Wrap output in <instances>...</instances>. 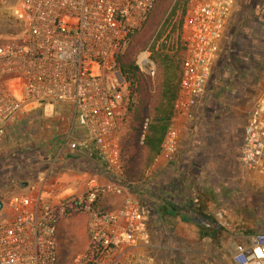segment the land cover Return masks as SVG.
Wrapping results in <instances>:
<instances>
[{
	"label": "built area",
	"instance_id": "1",
	"mask_svg": "<svg viewBox=\"0 0 264 264\" xmlns=\"http://www.w3.org/2000/svg\"><path fill=\"white\" fill-rule=\"evenodd\" d=\"M155 2L2 1L0 140L25 110L61 106L67 121L49 159L52 163L71 158L95 161L108 181L90 180L83 191L56 201L30 193L3 200L0 264H156L153 252L169 247L162 240L158 246L153 244L150 210L133 193V181L125 180L121 146V129L138 95L119 60ZM236 2L186 0L183 35L179 33L185 44L179 88L159 157L168 160L178 151L179 118L204 93ZM179 34L175 31L176 39ZM169 41V37L163 41L166 52ZM134 64L141 74L154 78L148 48L137 54ZM148 122L147 118L143 122L140 143ZM240 161L248 169L264 162V90L246 118ZM107 194L120 196L121 201L108 207L103 201ZM75 217L84 223L86 243L67 259L60 251V228L63 221ZM230 260L231 264H264V231L254 232L234 247Z\"/></svg>",
	"mask_w": 264,
	"mask_h": 264
},
{
	"label": "rangeland",
	"instance_id": "2",
	"mask_svg": "<svg viewBox=\"0 0 264 264\" xmlns=\"http://www.w3.org/2000/svg\"><path fill=\"white\" fill-rule=\"evenodd\" d=\"M185 7L186 0H159L148 22L135 35L125 54L136 57L147 48L152 54L153 50L160 48L164 39L170 34L172 36L174 25L175 31L183 35L179 21L184 17L182 13ZM2 23L0 17V33L4 32ZM157 72L155 64L154 78H148L150 83H156ZM263 90L264 0H237L205 86L201 106L198 108L196 105L195 110L191 109L201 118L199 135L217 133V136L227 137L228 150L239 158L248 112ZM138 107L131 111L121 139L123 163L129 166L124 177L130 181L143 175L148 162L147 152L138 138ZM60 108L57 105L55 108H29L7 128L0 140L1 201L13 194L23 193L21 184H28L34 179L44 185L56 180V194L65 188L69 189L67 194L81 192L90 180L97 183L108 181L95 161L77 159L69 162L70 170H58V163H52L49 159L65 127V111ZM209 144L214 148L215 145L224 146L225 142ZM234 168L235 185L231 186L230 191L221 192L220 207L215 209L218 215L208 226L209 231L215 232V237L201 238V233L207 228L202 223L172 225V232L177 234L178 239L170 241L171 248L153 252L156 264H231L234 247L245 242L254 232L264 231V162L253 169L243 168L237 162ZM56 170L59 174H55ZM120 182L125 183L123 180ZM52 193H55L54 190ZM115 197L107 194L103 201L106 204L114 203ZM83 224L80 218L75 217L66 219L61 225L60 251L67 259L85 247ZM152 239L156 241L154 236Z\"/></svg>",
	"mask_w": 264,
	"mask_h": 264
},
{
	"label": "crops",
	"instance_id": "3",
	"mask_svg": "<svg viewBox=\"0 0 264 264\" xmlns=\"http://www.w3.org/2000/svg\"><path fill=\"white\" fill-rule=\"evenodd\" d=\"M202 97L203 95L195 101L193 108L185 111L179 118L180 134L177 153L168 160L158 156L141 177L133 180V193L138 195L150 210L153 222L151 234L156 240L153 241L155 246L159 245L160 240L171 245V240L178 239L177 234L172 232V225L176 224L202 223L207 228L201 233V238L212 237L215 232L209 231L208 226L218 215L215 209L220 207L221 192H226L235 185L236 163L239 162L244 168L240 161L242 142L239 158H235V154L228 150L227 137L217 136V133L210 134L209 131L210 135H199L201 131L199 119L201 118L197 113H192L191 109L195 110L196 105L198 108L201 106ZM60 109L62 110V107ZM64 117L67 121L66 114ZM126 125L127 122L121 129V135ZM222 139L225 142L224 146L215 145L213 148L209 144L211 142L222 144ZM77 159L82 158L65 159L58 163L57 169L65 170L70 167L68 165L70 161ZM56 173L59 174L57 170ZM52 190L55 193H52ZM23 191V193L41 194L54 201L71 194H67L69 189L66 188L56 194V180L44 185L43 182L40 183L34 179L23 187ZM116 197L114 203L105 204L108 207L118 205L121 197Z\"/></svg>",
	"mask_w": 264,
	"mask_h": 264
},
{
	"label": "trees",
	"instance_id": "4",
	"mask_svg": "<svg viewBox=\"0 0 264 264\" xmlns=\"http://www.w3.org/2000/svg\"><path fill=\"white\" fill-rule=\"evenodd\" d=\"M158 1L156 0L154 8ZM184 13L185 8L183 9L182 15ZM182 20L183 18L180 19L179 23ZM169 21H171V18ZM175 30L176 25L171 30L172 36H169V52L165 51L166 45L163 43L159 49L153 50L151 54V59L157 65L158 69L156 83L152 81L150 83L149 77L139 72L137 66L134 64L135 57H129L128 54H124L119 60L122 70L127 73V77L131 81V89L138 95V101L135 106H139L136 110V116L140 122L137 129L139 140L143 122L146 118L149 119L148 126L144 132V139L141 143L147 152L148 162L146 168L151 165L161 151V143L167 125L173 116L174 103L178 93L185 44L182 41L181 35L177 39L175 38ZM123 167L124 173L127 174L129 166L123 163ZM215 235L213 234L212 237H215Z\"/></svg>",
	"mask_w": 264,
	"mask_h": 264
},
{
	"label": "water",
	"instance_id": "5",
	"mask_svg": "<svg viewBox=\"0 0 264 264\" xmlns=\"http://www.w3.org/2000/svg\"><path fill=\"white\" fill-rule=\"evenodd\" d=\"M26 184H27L26 182H23V183L21 184V186H22V187H25ZM1 208H2V201L0 200V209H1Z\"/></svg>",
	"mask_w": 264,
	"mask_h": 264
}]
</instances>
